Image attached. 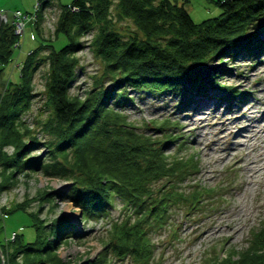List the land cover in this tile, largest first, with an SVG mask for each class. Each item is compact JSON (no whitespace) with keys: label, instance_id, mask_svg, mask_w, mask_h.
<instances>
[{"label":"trees","instance_id":"16d2710c","mask_svg":"<svg viewBox=\"0 0 264 264\" xmlns=\"http://www.w3.org/2000/svg\"><path fill=\"white\" fill-rule=\"evenodd\" d=\"M215 2L221 13L201 22L189 11L191 0H73L63 5L57 32L67 43L60 49L50 45L29 52L19 83L8 81L10 86L0 94V164L8 173L0 191L14 183L17 172L42 170L72 182L65 194L57 193L79 207L85 219L107 215L118 198L124 212L132 214L113 227V242L107 247L112 246L111 253L121 258L144 257L149 264L155 245L147 229L163 228L173 206L187 205L188 213L203 192L193 188L186 194L175 186L166 187L165 182L170 183L176 174L180 179L187 177L196 165L184 158L172 161L165 154V144L177 136L155 139L129 121L126 110L135 107L129 91H174L202 98L219 92L223 100L237 97L240 92L221 81L228 70L215 62L245 55L253 58L264 51V0ZM115 19L127 25L118 27ZM89 33H93L90 50L104 63L105 80L111 86L96 85L81 99L70 91L77 77V54L86 46L82 39ZM17 41L13 22L1 23V73L14 58ZM44 48L50 50L46 60L39 57ZM45 63L49 68L43 104L47 115L41 126L51 138L44 142L48 155L42 162L30 156L42 142L26 121H18L32 106L34 73ZM158 126L167 130L172 123L164 120ZM22 129L29 135L27 142ZM5 146H14L13 154L6 153ZM57 193L48 191L44 199L52 201ZM6 211L1 208L5 218ZM37 229L36 242L17 246L18 237H14L4 244L8 264H64L57 256L59 240L80 235L67 230L63 216ZM249 248L237 264H264V229ZM46 252V259H36V254ZM105 262L103 258L93 264ZM220 264L236 262L226 258Z\"/></svg>","mask_w":264,"mask_h":264},{"label":"rangeland","instance_id":"374dc122","mask_svg":"<svg viewBox=\"0 0 264 264\" xmlns=\"http://www.w3.org/2000/svg\"><path fill=\"white\" fill-rule=\"evenodd\" d=\"M72 1L0 0V12H9L8 18L11 21L17 10L34 16L26 20L23 34L15 32L19 41L16 42L14 58L0 72V94L10 86L8 81L19 83L22 63L29 52L50 45L60 49L67 43L65 36L57 32V25L63 5H70ZM215 1L191 0L188 8L194 20L201 22L214 15L218 16L221 8ZM115 8L112 6L114 14ZM114 21L118 27L127 25L117 19ZM261 32L264 37V29ZM92 34L82 39L86 46L77 54V77L70 91L81 99L96 85L104 83L107 88L111 86V82L105 80L104 63L90 50ZM49 51L44 48L40 59L46 60ZM251 57L245 55L236 60L219 62V59L215 62L228 70V74L221 79L223 84L234 86L237 92L242 93L231 99H220L219 92H210L208 97L202 98L174 91L161 94L129 91L135 100V107L126 110L129 121L155 139L166 137L165 140H168L171 135L177 136L165 144V154L170 160L174 157L184 158L196 165L190 169L187 177L180 179L176 174L170 183L165 182L166 187L175 186L186 194L193 191V188L203 192L200 202L188 213L187 205L173 206L172 214L168 216L163 228L147 229V237L155 245L149 256V264H220V260L226 258L237 264L248 255L250 245L257 242L258 233L264 229V170L256 181L250 177L255 168L264 165L258 157L259 148H264V136L253 138V145L260 144L254 152H250L246 146L232 152L229 159H222L229 152L228 149L235 147L232 143L236 137L234 134L251 123L243 116L239 120L231 117L241 112L246 113L248 118L253 115L251 112L256 113L257 117H264V51ZM48 70V63H45L34 73L32 87L36 96L31 108L18 121H26V127L42 142L30 154L31 158L39 157L42 162L48 155V147H44V142L51 138L41 126L47 115L43 104ZM164 120L172 123L171 128L158 129ZM225 123H230L225 128L231 127L233 133L224 130L226 136L219 139L220 127ZM261 126L264 127V123ZM248 129L250 132L245 131L244 134L252 137L259 132L260 127L251 126ZM22 132L27 142L29 135L26 136L23 129ZM3 149L9 155L14 152V146H5ZM250 162H255V165L249 166ZM4 174L8 173L0 164V184L5 180ZM14 180V183L0 191L1 251L2 248L5 251L4 244L14 237H18L17 246L36 242L38 225H50L63 216L68 221L67 230L80 234L78 237L71 235L59 240L57 256L64 264H93L103 258L107 260L105 264H146L144 257L138 259L127 255L121 258L111 253L112 246L107 247L109 242H113V227L132 214L131 210L124 212L123 201L118 198L114 200L109 213L98 220L85 219L79 207L57 193L65 194L72 185L71 181L45 174L42 170L17 172ZM48 191L57 193L52 201L44 199ZM1 208L8 210L6 218ZM47 255V252L42 256L36 254V259H46ZM5 263L8 264V261L4 259Z\"/></svg>","mask_w":264,"mask_h":264},{"label":"bare ground","instance_id":"6f19581e","mask_svg":"<svg viewBox=\"0 0 264 264\" xmlns=\"http://www.w3.org/2000/svg\"><path fill=\"white\" fill-rule=\"evenodd\" d=\"M228 113H230V111ZM231 113H233V112H231ZM245 114L246 113H242L241 112V114H239L238 116H232L231 117V119H233V117H234L235 119L239 120L243 116V118H247L246 121H249L251 123H248L247 126H244V128H242L236 134H234L236 137L238 136L237 138L235 137L232 140V143L235 145V147H232L231 149H228L229 152L225 155L224 158H222L224 160L229 159L230 157H232V155H233L232 152L237 151V150H239L242 147H246L247 146V148L249 149L250 152H254L256 150V148L260 145V144L253 145L252 143H253V138L254 137H256L258 135L264 136V127L261 126L262 123H264V117H262V116L261 117L260 116L257 117L256 116L257 115L256 113L251 112V114H253V115L249 116L250 118H248L247 115H245ZM230 123H232V122H230ZM230 123L229 124L228 123H225V124L222 125V127H220L221 133L219 134V139L220 138L223 139L226 136L224 130L229 131V133H233L232 130H231V127L225 128L226 126L230 125ZM251 126H254V127L255 126H258V127H260L259 132L256 133V134H254V136H252V137L249 136L248 134H244L245 131L250 132V130L248 129V127H251ZM258 152H259L258 157L260 158L259 161L264 164V148H262V149L259 148ZM252 164L255 165V162L254 163L253 162H250L249 163V166L252 165ZM262 170H264V165L261 166V167H259V168H255L254 172L250 174V177L253 179V181H256L257 178H260L261 177ZM231 229H233V227H231Z\"/></svg>","mask_w":264,"mask_h":264},{"label":"built area","instance_id":"2783aa9c","mask_svg":"<svg viewBox=\"0 0 264 264\" xmlns=\"http://www.w3.org/2000/svg\"><path fill=\"white\" fill-rule=\"evenodd\" d=\"M8 14H9V12H0L1 19L3 18V21H4L3 23H7L10 20L8 18ZM29 16H31V15H28V13L25 14L24 12H22L20 10H17L14 12L12 22L16 28L15 32L17 34H20V35L23 34L24 29H25V25L27 22L26 20H30V19L34 18V16H31L32 18L29 19ZM3 259H4V256H3Z\"/></svg>","mask_w":264,"mask_h":264},{"label":"water","instance_id":"95a60500","mask_svg":"<svg viewBox=\"0 0 264 264\" xmlns=\"http://www.w3.org/2000/svg\"><path fill=\"white\" fill-rule=\"evenodd\" d=\"M0 24H1V16H0ZM0 264H4L3 253L1 249H0Z\"/></svg>","mask_w":264,"mask_h":264}]
</instances>
